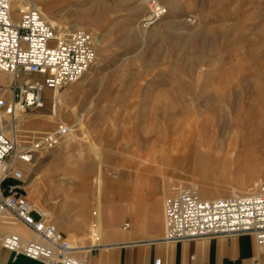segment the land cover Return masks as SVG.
I'll return each mask as SVG.
<instances>
[{"label":"rangeland","instance_id":"rangeland-1","mask_svg":"<svg viewBox=\"0 0 264 264\" xmlns=\"http://www.w3.org/2000/svg\"><path fill=\"white\" fill-rule=\"evenodd\" d=\"M41 2L59 26L97 35V60L87 77L48 91L43 107L7 120L15 123L7 135L20 146L61 124L75 126L63 144L38 153L24 183L34 206L64 233L70 223L83 225L69 211L78 203L71 197L83 194L90 202L87 228H71L68 239L82 248L104 242L102 235L96 243L86 236L94 213L128 178L160 186L164 202L179 188L204 199L258 191L264 0H155L166 13L151 26L146 0ZM11 82L0 70L1 96L11 97ZM88 166V188L80 193L78 174Z\"/></svg>","mask_w":264,"mask_h":264},{"label":"built area","instance_id":"built-area-1","mask_svg":"<svg viewBox=\"0 0 264 264\" xmlns=\"http://www.w3.org/2000/svg\"><path fill=\"white\" fill-rule=\"evenodd\" d=\"M149 3L146 26L166 13L155 0ZM96 60L93 31L53 25L30 0H0V70L12 76L11 97L0 95V218L10 215L37 236L6 234L2 246L16 255L45 264H84L67 236L33 206L24 186L25 171L38 153L63 144L75 126L61 124L20 146L7 135V120L43 107L48 91L78 82ZM164 222L167 242L248 233L264 250V180L256 193L229 198L204 199L193 188H179L165 199Z\"/></svg>","mask_w":264,"mask_h":264},{"label":"crops","instance_id":"crops-1","mask_svg":"<svg viewBox=\"0 0 264 264\" xmlns=\"http://www.w3.org/2000/svg\"><path fill=\"white\" fill-rule=\"evenodd\" d=\"M33 1L42 8L41 3L51 19L58 21L41 0ZM91 174L90 166L87 172L78 174L80 181L76 189L80 193L88 188ZM141 181L137 178L123 180L121 192L113 193L111 200L105 206H100L101 212H95L96 218L86 236L96 243L102 235L103 243L82 248L70 235L69 241L77 247L76 255L84 264H264V250L258 246L255 237L248 233L182 242L165 241V194L160 186L150 189L142 187L148 183ZM71 198L72 202L76 199L78 203L69 211L80 217L83 225L76 221L70 223L68 229L63 226L65 235L73 233L71 228H87L89 221L90 202L86 201L83 194ZM40 209L46 214L44 209ZM64 213L62 217L66 216ZM126 224L129 227H125ZM9 233L37 238L12 216L0 218V264H45L4 248L1 241ZM86 236L83 239H87Z\"/></svg>","mask_w":264,"mask_h":264},{"label":"bare ground","instance_id":"bare-ground-1","mask_svg":"<svg viewBox=\"0 0 264 264\" xmlns=\"http://www.w3.org/2000/svg\"><path fill=\"white\" fill-rule=\"evenodd\" d=\"M146 4L148 5V7L149 8H152L151 7V5L152 4H150L149 3V0H146ZM36 5V4H35ZM36 6H39V5H36ZM39 8H40V10L42 11V13H43V15L45 16V18L51 23V24H53V25H60L59 23H57V22H55L53 19H51V16L44 10V9H42L40 6H39ZM160 20V19H159ZM157 24H158V20H157ZM158 26V25H157ZM157 26H155V27H151L152 29H151V31L152 32H155L154 30H155V28H156V30H157ZM77 27H79V26H77ZM73 28H75V27H73ZM99 42L101 43V38L99 37ZM93 68V67H92ZM91 70V69H90ZM90 70L87 72V74L90 72ZM86 74V75H87ZM85 75V76H86ZM84 76V77H85ZM83 77V78H84ZM87 77V76H86ZM82 78V79H83ZM13 124H15L14 123V121L13 120H10V121H8L7 122V130H10L12 127H13ZM8 132V131H7ZM235 145H237V146H239V143H236ZM204 191H205V193L208 191V189H204ZM34 206V205H33ZM35 207V206H34ZM37 210H39L41 213H43L40 209H38L37 207H35ZM44 214V213H43ZM72 244V243H71ZM73 245V244H72ZM74 246V245H73ZM74 248H76L77 249V247H75L74 246ZM78 250V249H77Z\"/></svg>","mask_w":264,"mask_h":264}]
</instances>
